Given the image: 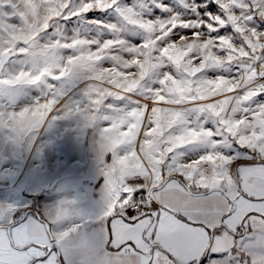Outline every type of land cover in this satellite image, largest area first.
<instances>
[{"label": "snow or ice", "instance_id": "1", "mask_svg": "<svg viewBox=\"0 0 264 264\" xmlns=\"http://www.w3.org/2000/svg\"><path fill=\"white\" fill-rule=\"evenodd\" d=\"M213 3L218 13L191 23L145 19L123 0H0V104L19 88L49 92L0 112V127L34 131L57 106L52 82L82 78L90 87L73 111L105 122L113 157L99 229L74 201L31 219L0 213V264H199L188 257L206 234L243 227L254 211L247 264H264V31L253 23L264 0ZM108 12L121 24L104 36L61 27ZM125 29L145 38L132 46ZM193 146L204 154L177 165ZM232 149L247 153L243 166Z\"/></svg>", "mask_w": 264, "mask_h": 264}, {"label": "rangeland", "instance_id": "2", "mask_svg": "<svg viewBox=\"0 0 264 264\" xmlns=\"http://www.w3.org/2000/svg\"><path fill=\"white\" fill-rule=\"evenodd\" d=\"M80 2L83 3V0ZM123 5L133 7L145 19L171 20L178 17L180 21L191 23L206 22L208 12H219L213 0H123ZM239 11L243 14V10ZM91 15V19L82 17L61 27H66L72 33L83 30L104 36L102 26L121 24L114 12ZM253 23L257 30L264 31V22L257 20ZM125 32L132 46L145 38L139 30L125 29ZM181 32L185 30H177L178 34ZM220 34L231 37L234 31L231 28L223 29ZM230 71L225 69V74ZM52 84L55 88L52 98L57 99L58 103L41 126L26 134L0 127V213L10 211L18 214L21 220L31 219L33 216H47L62 203L74 201L75 207L85 217L96 218L93 222L99 229L98 217L105 207L107 171L113 160L104 140L105 122L90 121L73 111L77 105L85 104V93L90 87L82 78ZM47 97V85L19 88L7 103L0 104V112L18 113L34 107L37 100ZM260 103L264 101L258 98ZM111 106L126 108L128 103L113 102ZM202 147L193 146L179 152L177 165L203 155ZM232 151L235 153L233 159L247 160V153L243 150ZM141 198L149 199L147 194ZM28 210L32 211L26 215ZM255 219L256 212L251 214L243 227L237 222L233 227L235 236L225 235L218 249L213 247L204 258L208 264H247L250 255L247 242ZM68 223L71 222H65V226ZM198 262L203 264V260Z\"/></svg>", "mask_w": 264, "mask_h": 264}, {"label": "crops", "instance_id": "3", "mask_svg": "<svg viewBox=\"0 0 264 264\" xmlns=\"http://www.w3.org/2000/svg\"><path fill=\"white\" fill-rule=\"evenodd\" d=\"M246 160L241 161V164H245ZM39 212V210H37ZM255 212V211H254ZM254 212H252L251 214H253ZM141 215H144L143 213H141ZM234 228L231 229H226L224 231H221L219 233H212L211 235L206 234V238H205V243L202 247H200L198 250H196L193 255L189 256L188 259L192 260L195 259L196 261H201V257L205 258L208 256V254L211 252L213 247H216V249H218V247L220 246V244L223 243L224 240V236L225 235H232ZM201 231H203V229H200ZM247 235V234H246ZM245 235V237H246ZM244 237H242L243 239ZM245 239V238H244ZM208 241H211V244L208 243Z\"/></svg>", "mask_w": 264, "mask_h": 264}, {"label": "trees", "instance_id": "4", "mask_svg": "<svg viewBox=\"0 0 264 264\" xmlns=\"http://www.w3.org/2000/svg\"><path fill=\"white\" fill-rule=\"evenodd\" d=\"M31 211H32V210H28V211H27V214H29ZM36 212L38 213V211H36Z\"/></svg>", "mask_w": 264, "mask_h": 264}, {"label": "water", "instance_id": "5", "mask_svg": "<svg viewBox=\"0 0 264 264\" xmlns=\"http://www.w3.org/2000/svg\"><path fill=\"white\" fill-rule=\"evenodd\" d=\"M158 203V202H157ZM26 215H27V212H26ZM39 215V214H38ZM40 216V215H39Z\"/></svg>", "mask_w": 264, "mask_h": 264}, {"label": "built area", "instance_id": "6", "mask_svg": "<svg viewBox=\"0 0 264 264\" xmlns=\"http://www.w3.org/2000/svg\"><path fill=\"white\" fill-rule=\"evenodd\" d=\"M141 200H143V198H141ZM144 214V213H143Z\"/></svg>", "mask_w": 264, "mask_h": 264}]
</instances>
